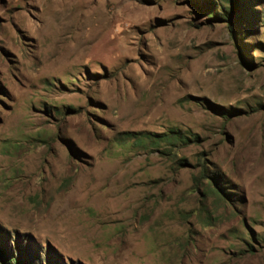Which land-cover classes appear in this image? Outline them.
I'll use <instances>...</instances> for the list:
<instances>
[{
    "label": "rangeland",
    "instance_id": "obj_1",
    "mask_svg": "<svg viewBox=\"0 0 264 264\" xmlns=\"http://www.w3.org/2000/svg\"><path fill=\"white\" fill-rule=\"evenodd\" d=\"M13 257L264 264V0H0Z\"/></svg>",
    "mask_w": 264,
    "mask_h": 264
},
{
    "label": "trees",
    "instance_id": "obj_2",
    "mask_svg": "<svg viewBox=\"0 0 264 264\" xmlns=\"http://www.w3.org/2000/svg\"><path fill=\"white\" fill-rule=\"evenodd\" d=\"M230 2H231V4H233V0H230ZM226 16H227V19H229V21H230V17L228 16V14L226 13ZM177 134H179V133H177ZM16 262L17 261V259L15 258V257H13V258H11L10 260H8V262H7V260H6V263H8V264H10V262Z\"/></svg>",
    "mask_w": 264,
    "mask_h": 264
},
{
    "label": "bare ground",
    "instance_id": "obj_3",
    "mask_svg": "<svg viewBox=\"0 0 264 264\" xmlns=\"http://www.w3.org/2000/svg\"><path fill=\"white\" fill-rule=\"evenodd\" d=\"M52 37H50V39H51ZM59 57V56H58Z\"/></svg>",
    "mask_w": 264,
    "mask_h": 264
}]
</instances>
